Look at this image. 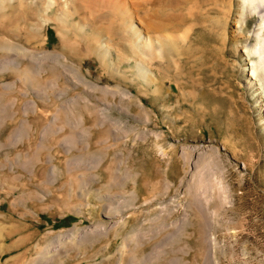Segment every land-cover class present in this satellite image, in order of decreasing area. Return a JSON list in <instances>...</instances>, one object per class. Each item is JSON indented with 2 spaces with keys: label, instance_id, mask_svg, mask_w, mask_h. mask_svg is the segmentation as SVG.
I'll return each mask as SVG.
<instances>
[{
  "label": "rangeland",
  "instance_id": "374dc122",
  "mask_svg": "<svg viewBox=\"0 0 264 264\" xmlns=\"http://www.w3.org/2000/svg\"><path fill=\"white\" fill-rule=\"evenodd\" d=\"M239 1L0 4V264H264L263 21Z\"/></svg>",
  "mask_w": 264,
  "mask_h": 264
},
{
  "label": "bare ground",
  "instance_id": "6f19581e",
  "mask_svg": "<svg viewBox=\"0 0 264 264\" xmlns=\"http://www.w3.org/2000/svg\"><path fill=\"white\" fill-rule=\"evenodd\" d=\"M5 1L6 0H0V4L5 2ZM10 1H12V0H10ZM238 3H239V8H240V15H239V19H238L239 29L243 31L244 27L246 26V24L248 22V19L251 16L250 14L252 13V15H253V13H255L263 21L258 25V32L264 33V19H263V15H262V13L264 12V0H240ZM128 14H130V13H128ZM131 16L132 15H130V19H131ZM134 30H135V32H134L135 40H137V42H139V38L142 39L140 31L136 30L135 28H134ZM144 45L146 48V47H151L152 44L148 41V42H145ZM246 53L248 55L250 54L249 49H246ZM251 72L253 75H256L259 72V68L255 65H252L251 66ZM13 233H14L13 231H9L7 234L3 235L4 240H6L10 236H12ZM17 244H12L6 250H3V252L11 251V250L18 248Z\"/></svg>",
  "mask_w": 264,
  "mask_h": 264
}]
</instances>
